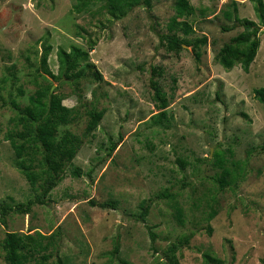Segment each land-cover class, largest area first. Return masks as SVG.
<instances>
[{
    "label": "rangeland",
    "instance_id": "374dc122",
    "mask_svg": "<svg viewBox=\"0 0 264 264\" xmlns=\"http://www.w3.org/2000/svg\"><path fill=\"white\" fill-rule=\"evenodd\" d=\"M232 1L190 0L196 10L187 17L193 28L188 38L208 40L197 60L191 45L177 53L161 43L175 0L135 6L122 19L111 16L102 0H89L82 11L77 8L84 0H0V81L7 79L0 82V200L26 203L35 197L4 138L14 115L4 101L14 97L26 104L35 81L47 82L42 57L48 45V66L59 74V48L96 43L90 59L102 80L89 73L76 88L45 74L53 91L65 95L64 104L79 108L78 122L68 128L82 134L87 108L106 110L47 204L10 213L6 223L0 219V262L7 231L39 230L60 231L59 257L65 264H120L119 259L169 264L171 243L191 232L189 244L176 253L181 264H218L208 262L206 254L222 260L219 264H264V103L254 95L264 85V25L248 70L240 64L225 69L215 61L216 52L243 30L223 29L232 24L222 14ZM236 1L239 17L259 23L255 2ZM152 79L168 99L165 109L155 103ZM18 87L26 95L18 96ZM113 142L119 143L109 154ZM75 167L80 176L73 174ZM222 167L230 172L223 189L215 181ZM165 191L175 201L158 196ZM107 200H115L117 208L98 205ZM149 200L145 219H139ZM212 209L218 213L208 221Z\"/></svg>",
    "mask_w": 264,
    "mask_h": 264
},
{
    "label": "trees",
    "instance_id": "16d2710c",
    "mask_svg": "<svg viewBox=\"0 0 264 264\" xmlns=\"http://www.w3.org/2000/svg\"><path fill=\"white\" fill-rule=\"evenodd\" d=\"M102 1H105L103 5L107 12L117 19L126 17L135 6L152 7V0ZM252 1L255 2V12L259 23L250 18L239 17L236 0L227 4L226 8L222 10L223 17L232 23L228 27H223L225 31L238 26L243 27L241 32L232 36L216 52L215 61L227 70H231L238 64L248 70L259 51L261 45L260 25H264V0ZM88 4L89 0H84L77 10L82 11ZM174 8L175 15L170 19L168 27L171 33L161 34V43L167 50L177 53L184 49L185 44L191 45L195 58L200 60L203 53L202 47L208 44L207 37L188 38L193 32V28L187 17L193 15L196 8L190 0H175ZM179 31H181V34ZM95 44L91 41L90 47L87 49L76 45H73L70 50L59 48L57 52L59 74H54L48 66V59L52 50V46L48 45L42 57L43 72L53 79L73 83L76 88L79 87L81 80L86 78L89 73L96 80H102L103 74L97 68L96 63L90 59V52ZM45 74H43V77L47 82L35 81L37 87L33 93L28 95L26 104L14 97L4 101V105L14 111L4 138L10 142L15 154V164L35 191V197L26 203L0 200V219L3 223H6L5 218L10 213H28L34 204H47L50 193L64 179L65 170L68 165L73 163L84 144V139L93 134L106 112L105 108H87L88 122L85 131L82 134L72 131L68 126L78 122L80 117L79 108L65 105L63 102L66 98L65 95L58 93L56 90L51 91L52 81ZM12 75L15 74L12 73ZM1 81L6 82L7 79ZM151 85L155 90L154 100L156 105L160 109H165L168 106V99L163 97L157 81L152 79ZM17 90L18 96L26 95L22 87H18ZM254 95L256 99L264 103V85L254 89ZM118 143H112L109 154L116 149ZM177 161L180 162L182 168H185V161L181 159ZM220 163L222 166L224 165L223 160H220ZM72 172L76 176L82 174L81 169L78 167H75ZM229 174V170L222 167V176L215 178L222 189L229 184L226 180ZM158 196L175 201V195L169 191L161 192ZM150 202V200L145 201L141 205L142 211L136 215L139 219H145L151 205ZM91 204L96 205V202L91 201ZM98 205L104 208H117L115 200H107ZM175 205L178 221L183 223L182 208L176 202ZM217 213L216 209H212L208 214V221L212 220ZM208 233H213L211 225L208 226ZM60 234V231H54L51 234H45L39 230L33 233L7 231L2 239L4 261L0 264H31L32 262L34 264H48V260L54 256H57V260L53 264H65L59 257ZM193 235L194 232L184 234L171 243L166 254L169 264H181L176 257V253L189 244ZM151 236L155 239L156 234L152 232ZM118 252L119 244L117 243L112 253L115 255ZM205 258L208 262L213 261L218 264L222 261L210 254H206ZM119 260L120 264H129L126 260Z\"/></svg>",
    "mask_w": 264,
    "mask_h": 264
},
{
    "label": "water",
    "instance_id": "95a60500",
    "mask_svg": "<svg viewBox=\"0 0 264 264\" xmlns=\"http://www.w3.org/2000/svg\"><path fill=\"white\" fill-rule=\"evenodd\" d=\"M184 46H186V45H184ZM53 89H54V86L51 88V91H53Z\"/></svg>",
    "mask_w": 264,
    "mask_h": 264
}]
</instances>
